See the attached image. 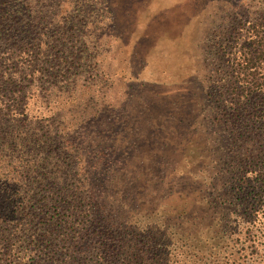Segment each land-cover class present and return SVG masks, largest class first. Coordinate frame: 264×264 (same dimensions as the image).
Instances as JSON below:
<instances>
[{"label":"trees","instance_id":"16d2710c","mask_svg":"<svg viewBox=\"0 0 264 264\" xmlns=\"http://www.w3.org/2000/svg\"><path fill=\"white\" fill-rule=\"evenodd\" d=\"M41 1L0 0V264H264V0L210 30L203 103L173 132L186 164L157 187L155 167L139 186L143 173L99 168V125L63 118L81 97L52 110L47 85L85 50L62 75L36 57L25 11Z\"/></svg>","mask_w":264,"mask_h":264},{"label":"rangeland","instance_id":"374dc122","mask_svg":"<svg viewBox=\"0 0 264 264\" xmlns=\"http://www.w3.org/2000/svg\"><path fill=\"white\" fill-rule=\"evenodd\" d=\"M48 3L51 0H42L38 7L25 11L33 19L32 27L24 29L34 38L36 57L44 61L51 52V72L62 75L68 61L77 58L78 48L85 50L82 68L71 67L67 72L73 78L63 76L60 85H47L55 98L52 110L81 97V107L63 118L99 125L95 137L89 138L99 168L143 173L139 186L149 179V168L155 167L157 179L152 184L159 186L166 166L182 169L186 164L179 156L186 144L173 132L181 113L193 114L203 103L202 52L210 30L224 16L247 14L248 7L253 14L262 0ZM47 40L52 45L44 53L49 48ZM187 149V159L197 153L195 147Z\"/></svg>","mask_w":264,"mask_h":264}]
</instances>
